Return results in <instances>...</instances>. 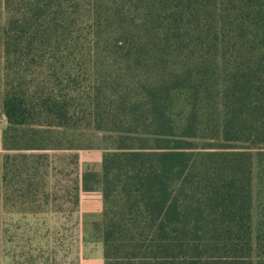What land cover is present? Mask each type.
Returning <instances> with one entry per match:
<instances>
[{"label": "trees", "instance_id": "16d2710c", "mask_svg": "<svg viewBox=\"0 0 264 264\" xmlns=\"http://www.w3.org/2000/svg\"><path fill=\"white\" fill-rule=\"evenodd\" d=\"M3 1L0 190L51 178L56 213L101 201L81 240L103 264H264V0ZM81 23L93 88L79 116ZM86 129L104 146L80 167L65 153L81 147L51 137Z\"/></svg>", "mask_w": 264, "mask_h": 264}, {"label": "rangeland", "instance_id": "374dc122", "mask_svg": "<svg viewBox=\"0 0 264 264\" xmlns=\"http://www.w3.org/2000/svg\"><path fill=\"white\" fill-rule=\"evenodd\" d=\"M4 19V1L0 0V27ZM74 30L78 44L68 51L70 56L67 65L77 81V89L73 91L74 110L77 112L76 115L82 116L89 113L92 98L90 72L93 53L92 28L90 24L81 23L76 25ZM103 136L100 132L86 129L67 131L64 134L55 133L51 139L53 144H56L64 137L69 143L80 146L81 149L68 151L65 154H82L83 160L79 162L81 167L83 163L96 165L100 162L101 148L104 146ZM4 153L3 151L0 154V177L1 159ZM9 154L13 159L15 154L31 153L10 152ZM74 177L75 174L72 175V178ZM11 179L8 178L7 183L0 190V264H45L48 258L51 261L52 248L60 249L55 253L54 264H73L72 261L79 264L83 261H87V264H97L102 260L101 245L94 237H90V233L86 243L81 240L83 222L89 223L98 219L100 212L83 214L79 217L75 212L70 213V203L62 204L59 201L58 209L62 212L56 213L53 211L55 206L48 204L46 199V196H52L51 187L55 179L48 178L44 186L36 187L31 192L22 189L24 188L22 184H17ZM58 192L60 194L57 191L55 194L62 197L64 192ZM89 227H87L88 231Z\"/></svg>", "mask_w": 264, "mask_h": 264}, {"label": "crops", "instance_id": "0c3cea01", "mask_svg": "<svg viewBox=\"0 0 264 264\" xmlns=\"http://www.w3.org/2000/svg\"><path fill=\"white\" fill-rule=\"evenodd\" d=\"M1 63H2V58H1V51H0V76H1ZM6 125H7L6 120L1 113V101H0V154L1 152H3L2 133ZM82 158H83V155L79 154L80 161L83 160ZM101 210H102V203L99 200L81 201L80 207H79V215L82 216L83 214L98 213V212H101ZM81 264H87V261H83ZM97 264H103V258Z\"/></svg>", "mask_w": 264, "mask_h": 264}]
</instances>
